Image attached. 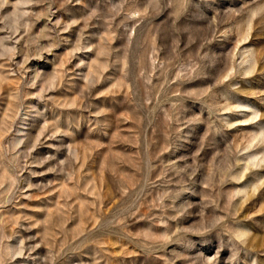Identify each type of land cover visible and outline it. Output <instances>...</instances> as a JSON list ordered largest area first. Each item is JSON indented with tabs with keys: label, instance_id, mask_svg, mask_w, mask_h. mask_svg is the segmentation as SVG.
Listing matches in <instances>:
<instances>
[{
	"label": "rangeland",
	"instance_id": "obj_1",
	"mask_svg": "<svg viewBox=\"0 0 264 264\" xmlns=\"http://www.w3.org/2000/svg\"><path fill=\"white\" fill-rule=\"evenodd\" d=\"M0 264H264V0H0Z\"/></svg>",
	"mask_w": 264,
	"mask_h": 264
}]
</instances>
